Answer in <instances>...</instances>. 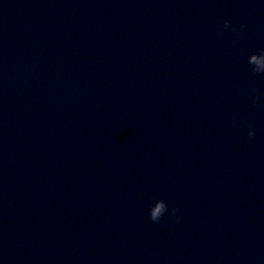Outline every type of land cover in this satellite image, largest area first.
<instances>
[{
  "label": "clouds",
  "instance_id": "clouds-1",
  "mask_svg": "<svg viewBox=\"0 0 264 264\" xmlns=\"http://www.w3.org/2000/svg\"><path fill=\"white\" fill-rule=\"evenodd\" d=\"M231 27L234 35L239 38L240 34L244 32L247 28L246 25L241 24L238 27L232 26L228 21L224 23V29L227 30ZM248 64L250 65V71L252 75H261L264 74V50H261L259 53H253L248 58ZM255 89L250 90V96L252 104L255 105L259 102L260 97L255 95ZM249 139L255 137V126L254 124L249 125L248 131ZM168 211V205L164 200L156 201L155 205L149 208V218L153 223H158L164 214ZM179 212L178 208H173L171 214L177 216ZM179 216H177V223H179Z\"/></svg>",
  "mask_w": 264,
  "mask_h": 264
}]
</instances>
